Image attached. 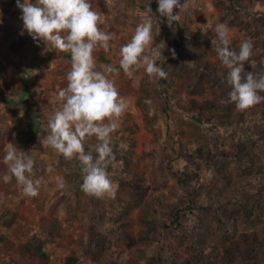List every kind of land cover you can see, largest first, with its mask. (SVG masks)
Segmentation results:
<instances>
[{"label": "rangeland", "instance_id": "rangeland-1", "mask_svg": "<svg viewBox=\"0 0 264 264\" xmlns=\"http://www.w3.org/2000/svg\"><path fill=\"white\" fill-rule=\"evenodd\" d=\"M152 1L157 2L150 0ZM239 1L247 10L245 18L255 21V28L247 30L238 26H228L222 16V14L225 16V13L219 10L216 0H187L186 9L179 15V19L184 23L183 32L186 33L187 44L193 46L196 40L200 42L199 50L204 51L206 47L212 45V39L219 41L214 29L216 25L223 24L228 29L231 49L238 52L241 42L250 41L252 49H259V55L263 53L264 40L257 44L254 42L257 40L256 31L261 24L258 18V11L261 9L257 6L264 4V0ZM184 2L185 0H181V3ZM90 3L92 9L100 16L98 27L102 31L114 34L107 51L99 48L93 53L96 70L103 71L105 64L98 60L99 53L104 52L112 64L119 63L120 47L131 40L143 18L151 15L146 6L149 0H90ZM177 13L179 9H174V14ZM21 15L20 8L9 11L4 4L0 8V57L5 59L7 65L6 70H0V219L3 218L0 220V238L12 237L14 242L18 243L30 235L31 229L37 231L43 227L44 232L47 230L49 238L48 252L51 261L56 264L63 263L70 250L76 249H84L76 264H175L186 259L190 260L191 264H197L187 257L185 247L187 243L177 238L170 229L176 208L185 206L186 201L185 193L179 194L178 199L172 194L177 181L170 176L167 169L168 160L174 155L172 138L171 136L167 138V135L171 133L176 138L184 139L181 143L183 146L179 148L186 149L189 153L188 161L183 168L185 174L192 171L190 184H194V187L191 188V193L209 194L207 199L215 203L221 202L222 198L231 194V185L227 184L230 176L224 170L230 158L218 157V153H230L231 148L245 147H237L241 144L238 141L239 131L252 130L253 124L264 129V121L252 123L247 114L240 122L235 120L229 128L228 124L221 125V120L212 115L201 116L203 121L206 120V125H203L205 132L184 121L186 117L183 109L189 105L188 99L196 101L210 99L215 87L221 89L222 104L233 103L228 98L231 89L225 79L228 70L218 55H210L207 61L220 66L219 74L210 72L211 69L205 64L198 72L184 69L181 75L175 77L174 84H168L167 79H152L145 91L142 88V77L146 74L143 68L134 71L131 78L126 76L123 70L106 74L114 81L120 96L127 103V108L118 121L119 126L111 136L126 134L136 139L130 168L134 171H144L143 180L147 188H142L140 192L147 193L140 201H133L135 195L131 194L128 173L116 162L113 167L116 172L109 174L116 190L115 198L108 195L97 198L85 194L80 186L79 189L69 187L68 178L66 179L64 172L54 164L57 157L54 150L50 147L45 149L40 141V137L43 139L46 135L47 114L56 107L52 103L53 95L67 86L66 73L70 71L71 61L67 59V52L46 49L43 42L34 41L27 31L21 34L23 30ZM152 19V46L159 45L163 52L158 62L160 64L162 59L170 54L168 50L171 47L170 37L173 31L166 17L155 15ZM255 62V57L250 56L245 62L242 75L247 74V68L252 64L255 66ZM171 68V63L163 66L166 72ZM257 73L264 72L257 69L253 74ZM197 81L199 82L196 85L203 92L190 93L189 88L196 86L194 84ZM18 82L21 84L20 88ZM261 93L264 95V92ZM144 108L149 112V117L146 116ZM252 108H260L264 112V102ZM236 112L243 113L237 107ZM258 113L255 109L253 116ZM131 124L136 125L137 129L129 130ZM211 124H219L218 129L212 128ZM168 129L170 133L167 132ZM3 132L9 133L4 141ZM195 138L203 143L198 146L207 149L209 155L214 157L216 165L213 169L208 167L205 160L197 163L199 159L193 156L194 150L191 146V140ZM94 140L95 137L90 141ZM25 142L30 143L31 147L27 152L31 153L30 156L34 159L35 174L31 178L41 179L38 195L35 197L24 196L16 180L11 179L7 183L3 180V176L9 174L8 166L3 163L5 148L13 146L20 151L23 150L22 144ZM263 151L264 146L259 144L250 152L258 155ZM49 167L52 169L51 172L48 171ZM180 167L181 165H177V168ZM217 171L221 172V176L216 175L215 182H207V179H211ZM164 175L169 176L165 178L169 182L167 185L164 184ZM57 177L63 181V188L58 187ZM118 179L122 180L121 184H115ZM81 183L82 181L79 185ZM156 183H159L158 188L155 187ZM154 189L168 196L162 204L151 198ZM199 201L202 203L204 200ZM191 204L197 208L200 203ZM202 204L209 203L205 201ZM223 207L224 212L228 214H238V210L227 203H223ZM147 212H150L152 225L149 235L145 236L141 230L146 229L143 217ZM187 224L189 237L195 240L198 229L192 224ZM228 235L229 233H224L221 229L218 232L221 241L217 246L222 245ZM10 254L18 258L12 251ZM1 261L3 264H10L3 244L0 245ZM251 264H264V259L259 256Z\"/></svg>", "mask_w": 264, "mask_h": 264}, {"label": "trees", "instance_id": "trees-1", "mask_svg": "<svg viewBox=\"0 0 264 264\" xmlns=\"http://www.w3.org/2000/svg\"><path fill=\"white\" fill-rule=\"evenodd\" d=\"M148 4L149 3L146 5L147 8ZM240 4L239 0H216V5L219 10L225 13L226 17L223 14L222 16L228 26H238L247 30L255 28V21L245 18L247 10ZM150 6L152 8V12L156 16H160L157 12L158 3L156 1H152L150 2ZM257 7L258 9H261L258 11V18L261 20V24L258 26L259 28L255 34L257 37V40L254 42L255 44H257L260 40H264V4ZM183 25L184 23H182V20L178 19L174 22L172 27H170L171 31H173L170 37L171 47L168 50L170 54L167 58L162 59V62L159 64L162 68L168 63L172 64L171 70L167 72L168 84H174L175 77L177 75H181L184 69L198 72L200 71L199 68H204L205 64H207L206 66L211 69L210 72L213 74H219L218 70H220V66L217 63L210 64V62L207 61L210 55L217 54L215 48L212 45H209L205 48L206 50L204 49V51H200V42H197L196 40H194L193 43L194 47L187 44V36L186 33L183 32ZM218 43L219 41H217V44ZM173 49L175 50V56L172 55L171 50ZM259 52V49L251 50V56L255 57L256 62L255 66L254 64L249 65L246 73H254L257 69H262L264 72V51L263 53L261 52L260 55ZM261 57L262 60H260ZM67 59L71 61L70 53H67ZM98 60L105 65L114 66L117 71H122L119 67V63L112 64L110 62V58H108L104 52L99 53ZM6 67L7 65L5 59L0 57V70H6ZM151 80L152 79H149L147 74L142 77V88L144 91L150 85ZM198 82L199 81H197L194 85L198 84ZM18 85L20 88L21 84L19 82ZM16 88L18 90L17 86ZM189 92L202 93L203 90L196 85L190 87ZM259 94L262 95V93ZM221 98V89L215 87L213 95L210 99L203 101L188 99L187 103H189V105L186 109H183L184 116L186 117L184 121L188 123V125L196 126L200 131L204 132L205 130L203 125H206V120L203 121L201 116L204 117L206 115H212L215 118L220 119L222 123L221 125L228 124L227 128L231 127L235 120L240 122L245 114L248 115V118L252 123L260 120L264 121V112L262 109L250 107L246 110H242L243 113H238L236 112L234 102L222 104L220 102ZM140 104L143 106L142 101H140ZM143 107L146 108V106ZM145 108V114L149 117V112ZM255 109L259 113L253 116ZM211 125H213L212 128L218 129L219 127V124ZM153 127L154 126L152 125V129ZM128 128L133 131L137 129V126L131 124ZM234 130L236 131V129ZM169 131L170 129H168L167 132L170 133ZM34 132H36V129ZM238 133L240 134L238 141L241 144H238L237 147H245L231 148L230 153H218V157L229 156L230 158L227 168H224V170L230 176L227 184L231 185V194L222 198L221 202L215 203L211 199H207L210 196L209 194L191 193L190 190L194 187V184H190V175L192 174V171L185 174V168H183L185 163L188 161L189 153L186 149L181 148L180 150L179 148V146H183L181 143L184 139L176 138L171 133L167 135V138L170 136L172 138V148L174 150V155L168 160L167 169L170 176L175 178L177 181L174 185L172 194L176 197L175 199H178L179 194L185 193L186 201L185 206L176 208V213L173 214L174 220H172L170 229L175 233L177 238L182 239L187 243L185 246L186 253L188 254L187 257L193 259L197 262V264H251L259 256L264 259V151L262 154L258 155H254L250 152L259 144L264 146V129L253 124L252 130L239 131ZM8 134L9 133L3 132V141ZM90 140L85 141L86 152L90 150L89 145L97 143L96 140ZM191 142V146H193L192 148L194 150L193 156L199 159L197 163H201L205 160L208 167L213 169L216 165L214 157L209 155L207 149L202 146H198L203 145V143L201 141L198 142L196 138L191 140ZM136 144L137 141L133 136L126 134L111 136L110 146L112 147L115 155L114 163L117 162V165L122 166L128 173V184L133 191H131V194L135 195V197H133V201H140L147 193L146 191L140 192V190L145 187L147 188V184L143 180L145 175L144 171H134L130 168V159L134 154ZM246 146L248 147L246 148ZM30 147L29 142L22 144V149L25 152H29ZM30 154L31 153H28L29 156ZM55 155L57 157L54 164L61 172H64L66 179L68 178V186L79 189V183L82 181L80 162L75 158L67 160L62 155H58L56 153ZM95 155L96 153L93 152L94 158ZM61 159L65 160L63 161ZM40 161L43 162V160ZM177 165H181V167L177 168ZM108 169L109 174L116 172L111 165ZM216 175L221 176V172L217 171L211 179H207V182H215V180H217ZM166 177L169 176H163L164 179ZM12 179L15 180V177ZM152 179L154 180V176H152ZM202 180L206 179L202 178ZM121 182L122 180L118 179L115 181V184H121ZM168 183V180L165 179L164 184L167 185ZM155 187L158 188L159 183H156ZM152 191V199L158 200L161 204L163 200H166L165 197L167 195L164 192H159L156 189ZM199 199L204 200L203 202L206 201L209 204H202L203 202L201 203ZM193 202L200 203L198 205L199 207L196 206L197 208H195L194 205L191 204ZM129 203H131V201H129ZM223 203H227L234 209H237L238 214H228L224 212L225 208L223 207ZM71 212L75 216V212L73 210ZM0 220H3V218ZM143 222L146 229H142L141 233L148 236L149 229L152 225L150 212H147L143 217ZM186 222L192 224L196 229H198L195 240H192L189 237L187 230L188 224ZM83 224L86 225L85 223ZM256 227H258V229H256ZM125 228L126 224L124 225V229ZM221 229L224 230V233H229V235L225 238L222 245L217 246L221 241V238L218 236V232ZM46 233L47 230L44 232L43 227L37 229V231L31 229L30 235L25 236L22 238L23 240L21 239L18 243H15L12 237L2 236L0 238V245L3 244L4 249L6 248L9 263L22 264L23 262H30V264H56L51 261V255L48 252L49 238H47L48 234ZM192 241H195V243ZM10 251H12L15 256H18V258L16 259L12 254H10ZM83 251L84 249H76L74 251L70 250L65 257L64 262L60 264H76L80 260V256ZM187 263L191 264L190 260L186 259L175 264ZM0 264H3V262L1 261Z\"/></svg>", "mask_w": 264, "mask_h": 264}, {"label": "clouds", "instance_id": "clouds-1", "mask_svg": "<svg viewBox=\"0 0 264 264\" xmlns=\"http://www.w3.org/2000/svg\"><path fill=\"white\" fill-rule=\"evenodd\" d=\"M16 3L22 10L21 34L27 31L34 41L43 42L46 49L71 55L70 71L66 73L67 86L54 93L52 103L56 107L47 114L46 135L43 139L40 137L43 147L52 148L67 160L75 158L80 162V187L85 194L115 198L116 190L108 173L110 165L115 167L111 134L118 128L127 103L120 96L114 81L106 75L117 69L104 65L103 71L96 70L93 55L99 48L107 51L114 34L98 27L100 16L92 9L90 0H16ZM157 3V12L167 18L169 27L187 7V0L184 3L181 0H157ZM174 9H179V13L174 14ZM148 12L151 15L137 25L131 40L120 47L119 67L129 78L134 71L143 68L149 79L166 80L168 73L158 63L163 52L159 45L152 46V17L155 15L150 0ZM214 31L219 43L215 39L211 43L228 70L225 79L231 89L229 100L240 110L264 102V95L259 94L264 92V73L242 75L245 62L251 56L252 43L241 42L237 52L229 47L228 29L223 24L216 25ZM171 51L175 56V50ZM93 137L97 143L89 145L90 150L86 152L85 141ZM93 152L96 153L95 158ZM3 163L8 166L9 173L3 176L5 183L15 177L24 196L38 195L41 179L31 178L35 174L31 156L24 150L8 146ZM48 171H52L51 167ZM57 185L64 187L59 177Z\"/></svg>", "mask_w": 264, "mask_h": 264}, {"label": "crops", "instance_id": "crops-1", "mask_svg": "<svg viewBox=\"0 0 264 264\" xmlns=\"http://www.w3.org/2000/svg\"><path fill=\"white\" fill-rule=\"evenodd\" d=\"M3 4L6 6L7 10L9 11L19 9L17 7L16 0H0V8L3 7Z\"/></svg>", "mask_w": 264, "mask_h": 264}]
</instances>
